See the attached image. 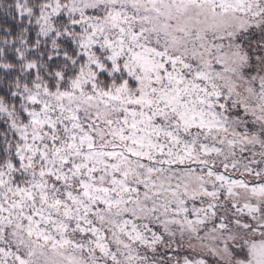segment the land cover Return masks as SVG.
Wrapping results in <instances>:
<instances>
[{"label": "snow or ice", "instance_id": "snow-or-ice-1", "mask_svg": "<svg viewBox=\"0 0 264 264\" xmlns=\"http://www.w3.org/2000/svg\"><path fill=\"white\" fill-rule=\"evenodd\" d=\"M0 264H264V0H0Z\"/></svg>", "mask_w": 264, "mask_h": 264}]
</instances>
